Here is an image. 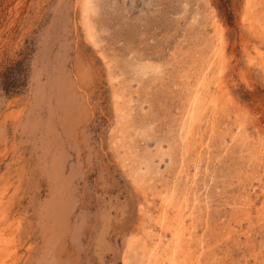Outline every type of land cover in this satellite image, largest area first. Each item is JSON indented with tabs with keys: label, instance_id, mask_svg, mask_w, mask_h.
Returning a JSON list of instances; mask_svg holds the SVG:
<instances>
[{
	"label": "rangeland",
	"instance_id": "374dc122",
	"mask_svg": "<svg viewBox=\"0 0 264 264\" xmlns=\"http://www.w3.org/2000/svg\"><path fill=\"white\" fill-rule=\"evenodd\" d=\"M83 2L0 0V264H264V0Z\"/></svg>",
	"mask_w": 264,
	"mask_h": 264
},
{
	"label": "bare ground",
	"instance_id": "6f19581e",
	"mask_svg": "<svg viewBox=\"0 0 264 264\" xmlns=\"http://www.w3.org/2000/svg\"><path fill=\"white\" fill-rule=\"evenodd\" d=\"M82 1V0H81ZM87 1L88 0H84V2H83V4H86L87 3ZM81 4V3H80ZM82 5V4H81ZM249 19L251 20V22L252 21H254L255 23H256V25H258V27H260V26H264V7L263 8H261V10L259 11V12H257V11H255L254 13H252L250 16H249ZM262 28V27H261ZM200 88V87H199ZM198 88V89H199ZM207 90V89H206ZM205 91V90H204ZM208 91V90H207ZM209 109V108H208ZM207 115V114H206ZM209 119V118H208ZM189 134H190V131H189ZM197 141H199V140H197ZM196 145V144H195ZM201 148V147H200ZM199 148V149H200ZM199 152V151H198ZM197 153V152H196ZM250 160V159H249ZM254 162V161H253ZM187 177V176H186ZM165 199V198H164ZM168 199V198H167ZM184 201V200H183ZM180 204H181V202H179ZM185 203V202H184ZM179 204V205H180ZM177 206V208H178V205H176ZM176 208V207H175ZM173 211V210H172ZM171 212V211H170ZM180 215V214H179ZM175 218V217H174ZM184 221H185V219H183ZM168 221V220H167ZM179 221V220H178ZM172 222V221H171ZM172 224H174V223H172ZM168 226H169V224H168ZM167 226V227H168ZM178 226V225H177ZM172 227H173V225H172ZM183 227H185V226H183ZM179 229H180V227H178ZM188 228V227H187ZM184 229V228H183ZM186 230V229H185ZM184 230V231H185ZM210 230V229H209ZM172 231V230H171ZM176 231H177V229H176ZM176 231H174V232H176ZM183 231V230H182ZM187 231V230H186ZM178 236V235H177ZM216 236V235H215ZM176 237V236H175ZM174 237V238H175ZM179 237V236H178ZM186 237H187V235H186ZM214 238V237H213ZM186 239H189L188 237L186 238ZM185 240V239H184ZM215 242V241H214ZM175 243V242H174ZM176 244V243H175ZM178 244H179V242H178ZM219 244V243H218ZM182 245V244H181ZM214 246V245H213ZM176 251V250H175ZM183 251V250H182ZM196 251V250H195ZM185 252V251H184ZM183 252V253H184ZM206 252V251H205ZM201 253V252H200ZM202 253H203V251H202ZM185 254V253H184ZM187 254V253H186ZM192 254H194V253H192ZM199 254V253H198ZM181 255V254H180ZM205 255V254H204ZM191 256V255H190ZM192 256H194V255H192ZM196 256V255H195ZM177 257V256H176ZM180 257V256H179ZM205 257V256H204ZM183 258V257H182ZM184 258H186V257H184ZM201 258V257H200ZM191 259V258H190ZM195 259V258H194ZM196 259H197V256H196ZM176 260V259H175ZM174 260V261H175ZM187 260H188V258H187ZM192 260H193V258H192ZM191 260V261H192ZM198 260V259H197ZM178 261V260H177ZM181 261V260H180ZM184 262H185V260H183ZM202 261V260H201ZM182 262V261H181ZM183 262V263H184ZM187 262V261H186ZM196 262V261H195ZM172 263H173V261H172ZM189 263H191L190 261H189Z\"/></svg>",
	"mask_w": 264,
	"mask_h": 264
}]
</instances>
